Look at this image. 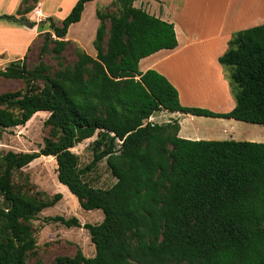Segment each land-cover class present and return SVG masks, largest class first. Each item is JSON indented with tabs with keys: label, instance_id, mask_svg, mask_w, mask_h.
Here are the masks:
<instances>
[{
	"label": "trees",
	"instance_id": "obj_1",
	"mask_svg": "<svg viewBox=\"0 0 264 264\" xmlns=\"http://www.w3.org/2000/svg\"><path fill=\"white\" fill-rule=\"evenodd\" d=\"M87 1L76 0L60 24L47 18L36 65L28 68L24 55L0 68V78L25 85L0 93V130L48 112V136L38 150L0 154V264H27L35 247L31 220L61 198L29 194L12 182L14 171L40 156L55 158L57 180L81 208L103 213L99 223L46 218L83 227L94 245L93 256L77 249L56 264H264V142L185 139L176 120H148L167 110L264 125V18L233 33L218 57L230 68L235 105L214 112L181 105L164 75L138 70L141 58L177 40L172 23L133 6L135 0L97 8L95 56L77 48L73 63L63 66L64 37ZM27 11L0 18L23 24ZM48 52L60 66L53 73L42 60ZM93 136L92 159L80 167L71 148ZM103 159L115 181L91 186L84 176Z\"/></svg>",
	"mask_w": 264,
	"mask_h": 264
},
{
	"label": "crops",
	"instance_id": "obj_2",
	"mask_svg": "<svg viewBox=\"0 0 264 264\" xmlns=\"http://www.w3.org/2000/svg\"><path fill=\"white\" fill-rule=\"evenodd\" d=\"M75 2L76 0H0V15H16L18 11L24 12L30 8V11L23 14L31 17L32 22L38 23L51 17L59 24ZM110 3L111 0L85 2L79 21L69 25L64 39L76 43V40L84 36V33H71V29L83 22L85 13L89 10L95 26L93 41L99 22L95 12L97 8L108 6ZM133 6L172 23L177 40L174 48L160 49L141 58L138 61V70L144 72L154 69L164 75L176 88L179 102L183 106H196L214 112L231 110L235 100L230 93L225 70L218 66V57L227 49V42L233 33L263 22L264 0H225L221 4L218 0H135ZM34 10L40 11V17L34 14ZM39 34L38 24L28 27L13 20L0 18V68L10 61L22 58ZM86 53L95 56V49ZM199 62H208L217 72L211 73L215 75L212 78L199 76L210 77L206 80L208 83L202 78L194 77V74L189 76L187 72L183 73L194 69L193 64ZM214 79L222 88L212 86L217 85ZM200 96H203L202 100H199ZM206 96L209 98L205 99ZM161 111L163 110L159 112ZM179 113L181 112H171L170 116L160 123L177 120L175 117L179 116ZM184 114L185 116H181V123H178L177 136L181 138L255 142L264 140V125L232 118ZM153 119L151 115L148 120ZM201 125L206 128H201Z\"/></svg>",
	"mask_w": 264,
	"mask_h": 264
},
{
	"label": "rangeland",
	"instance_id": "obj_3",
	"mask_svg": "<svg viewBox=\"0 0 264 264\" xmlns=\"http://www.w3.org/2000/svg\"><path fill=\"white\" fill-rule=\"evenodd\" d=\"M202 1L203 0H200V2ZM223 1L225 0H218L219 4ZM111 10L114 11L115 8L113 7ZM30 18L31 17L29 16H24L25 20L32 22ZM41 22L42 31H40L37 40L28 48L27 53L25 54L28 68H32L38 62V52L43 42V30L47 29L49 20H41ZM94 29V21L88 10L85 13L83 22L71 29V33H76L77 35H82V33H84V36L82 35L78 41L76 40L77 44L68 41L67 45L61 52V62L63 66L71 65L73 63L75 59V51L78 48L77 46L83 48L86 52L94 50L91 43ZM42 60L49 66V71L52 73L60 68L52 52L44 54ZM193 65L195 66L194 69L183 71V73L187 72L189 76L194 74V77L211 76V78L212 76H215L211 73H217L208 62H204V64L199 62ZM218 66L225 70V78L228 81L229 90L232 94L231 83L228 77L230 68L221 65L219 62ZM199 78H202V80L206 82L210 77ZM215 81L217 82V85L214 84L212 86L217 89L222 88L221 84L218 83L217 80ZM24 89L25 85L22 80L0 78V93L14 90L24 91ZM201 98L203 99V96H200L199 100H202ZM208 98V96L205 97V99ZM170 114L171 112L167 110L161 112L156 111L152 114L154 117L152 122L160 123L166 120ZM47 116L48 112L38 111L24 124L0 130V154L5 153L8 150L15 152L38 150L43 144V139L48 136V127L43 123ZM181 116H185V114L179 113V116L175 117V119L177 118V123H181ZM201 128L206 127L201 125ZM93 140L94 136L71 148V150L78 155V163L80 167L85 166L92 159ZM260 141L264 142V140ZM84 179L91 186L101 188H107L115 181V178L111 175L106 165L105 159L101 160L94 169L88 172L84 176ZM12 182L16 187L21 188L29 194H34L37 190L43 191L49 196L54 193L61 194V198L53 206L43 209L34 219L31 220L30 224L32 234L35 238V247L27 253V264H56L57 257H72L77 249H80L84 256L91 257L94 255V245L90 241L89 233L86 229L81 226L67 227L60 222L46 220L47 217L54 215H61L65 218L74 216L78 219L80 224H83L85 222L99 223L103 217V213L100 209L85 210L81 208L77 199L70 193V191H68L65 185L57 180L56 161L54 157L40 156L34 159L26 167L20 169V171L13 172ZM1 204L2 197L0 196V205Z\"/></svg>",
	"mask_w": 264,
	"mask_h": 264
},
{
	"label": "water",
	"instance_id": "obj_4",
	"mask_svg": "<svg viewBox=\"0 0 264 264\" xmlns=\"http://www.w3.org/2000/svg\"><path fill=\"white\" fill-rule=\"evenodd\" d=\"M23 24H24L25 26H28V27H31V26H32L31 22H29V21H25Z\"/></svg>",
	"mask_w": 264,
	"mask_h": 264
},
{
	"label": "built area",
	"instance_id": "obj_5",
	"mask_svg": "<svg viewBox=\"0 0 264 264\" xmlns=\"http://www.w3.org/2000/svg\"><path fill=\"white\" fill-rule=\"evenodd\" d=\"M33 12H34V14H35L36 16L40 17V11H39V10H34Z\"/></svg>",
	"mask_w": 264,
	"mask_h": 264
}]
</instances>
